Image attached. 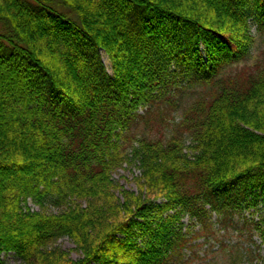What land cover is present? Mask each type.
Returning a JSON list of instances; mask_svg holds the SVG:
<instances>
[{
  "label": "trees",
  "instance_id": "16d2710c",
  "mask_svg": "<svg viewBox=\"0 0 264 264\" xmlns=\"http://www.w3.org/2000/svg\"><path fill=\"white\" fill-rule=\"evenodd\" d=\"M260 245L264 0H0V264H257Z\"/></svg>",
  "mask_w": 264,
  "mask_h": 264
},
{
  "label": "rangeland",
  "instance_id": "374dc122",
  "mask_svg": "<svg viewBox=\"0 0 264 264\" xmlns=\"http://www.w3.org/2000/svg\"><path fill=\"white\" fill-rule=\"evenodd\" d=\"M252 31H254V29L252 28ZM102 61L105 64V67L107 68L108 72H111V68H110V63L109 60L107 58V56L102 53ZM142 110H140L139 112H141ZM173 115H176V113ZM178 116L176 115V118ZM189 144V141L187 140L185 142V145L187 146ZM188 151V150H187ZM139 175V171L136 167H134V165H123V168H120L119 170H117V172L114 173V178L116 181H118V183L120 185H122L124 188L127 189H132L137 191L135 182H134V177ZM27 205L33 209V210H42L46 213H57L62 207L57 206L56 204L49 202V201H43V204L40 205L34 201H28ZM254 210V208H251L250 210H245L244 211V216L248 217V218H257L258 214L257 212L252 213V211ZM216 218L215 214H212V220H214ZM234 219H239L240 222L243 221V218L241 217V215H238L237 213L233 215ZM184 223L188 224V218H183ZM194 231H196L198 229V226H194L191 227ZM220 233H224L223 230H219ZM247 232L248 230L246 229H242V232L239 231L238 229L235 228H229L228 232L225 234L224 238V242H226L227 244L231 245L233 247V249L235 248H241V247H246L248 245H250V240L247 239ZM253 239L256 240L257 244H259V240L257 239V235H253ZM204 237L202 235L198 236V238H195L192 242L196 241L198 243L203 242ZM56 246L62 248L63 250L69 252L70 256L73 259H77L80 257L79 253L75 250V245L74 243L68 238V237H62L60 238L57 242H56ZM207 244L204 243L201 246L197 247V250L199 252L200 255L203 254V251L207 248ZM216 248V246L214 247V249ZM260 250V257L261 259H258V263L257 264H264V245H260L259 247ZM1 258L6 262V264H24L23 261L16 256L13 252H8V253H2L1 254ZM228 258V253L227 255L225 254H221L219 252H214V250L212 251H207L206 256L203 258L204 260H206V262L208 264H224L225 259ZM198 260L194 261L193 264L195 262H197Z\"/></svg>",
  "mask_w": 264,
  "mask_h": 264
}]
</instances>
